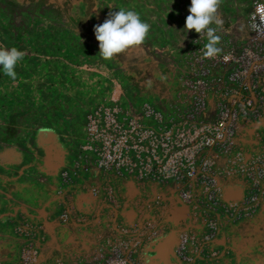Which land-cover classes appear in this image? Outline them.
<instances>
[{"label": "rangeland", "instance_id": "374dc122", "mask_svg": "<svg viewBox=\"0 0 264 264\" xmlns=\"http://www.w3.org/2000/svg\"><path fill=\"white\" fill-rule=\"evenodd\" d=\"M256 1L223 0L205 58L191 0H117L150 32L114 62L107 7L74 24L55 0H0V46L24 53L16 80L0 70V264H264Z\"/></svg>", "mask_w": 264, "mask_h": 264}, {"label": "clouds", "instance_id": "9594fccd", "mask_svg": "<svg viewBox=\"0 0 264 264\" xmlns=\"http://www.w3.org/2000/svg\"><path fill=\"white\" fill-rule=\"evenodd\" d=\"M222 3L223 0H191L188 9L190 14L186 17L183 34L186 35L188 31L194 30L200 37L206 36L207 42L203 53L205 58H215L222 52V48L218 46L221 43V36L216 34L218 27L223 23L219 12ZM107 7L113 6L109 4ZM258 11L259 30L264 26V8ZM149 32L150 25L141 19L139 13L124 8L109 12L108 18L94 27L95 38L99 42V55L108 61L115 60L130 49L143 45ZM23 58L24 53L16 47L7 49L0 46V66H2L0 70L6 77L16 80V68L22 63Z\"/></svg>", "mask_w": 264, "mask_h": 264}, {"label": "trees", "instance_id": "16d2710c", "mask_svg": "<svg viewBox=\"0 0 264 264\" xmlns=\"http://www.w3.org/2000/svg\"><path fill=\"white\" fill-rule=\"evenodd\" d=\"M59 6L61 7L62 11L64 12V16L66 18H68L69 20H73L74 24H76V22L80 21V18H78L77 16L79 15V8L81 5H84L86 8L85 13H88L89 10V6L91 3H99V5L101 7L105 6L107 7V5L113 3L114 4V10L113 11H118L117 10V0H55ZM77 7L76 11H72L71 8H75ZM107 13L109 14V9L107 7ZM106 14V11H105ZM87 26H89V23L87 24ZM84 27V26H83ZM86 28V25H85ZM84 32H86V30H83ZM87 35V34H85ZM83 38V37H82ZM87 41L85 42L84 40H82L79 37V41L77 43H74V45L76 46V48L82 52L85 53L87 50V46L93 47L95 45L94 41L90 39V37L87 36ZM116 61V59L114 60V62ZM19 87V86H17ZM26 84L23 83L22 86H20V88H22L21 90H23L24 88H26Z\"/></svg>", "mask_w": 264, "mask_h": 264}, {"label": "built area", "instance_id": "2783aa9c", "mask_svg": "<svg viewBox=\"0 0 264 264\" xmlns=\"http://www.w3.org/2000/svg\"><path fill=\"white\" fill-rule=\"evenodd\" d=\"M260 8H264V0H257L254 4L253 27H254V32H255L257 39L264 42V26H261L259 30L257 28V26L260 24V13L258 11V9ZM223 63L225 65L230 64L231 57L229 55H225L223 57ZM248 88H249V84L247 83L246 85H244V89L248 90ZM243 98H244L243 100H244L245 107H249L253 104L252 99H251L252 96L248 94H244Z\"/></svg>", "mask_w": 264, "mask_h": 264}, {"label": "crops", "instance_id": "0c3cea01", "mask_svg": "<svg viewBox=\"0 0 264 264\" xmlns=\"http://www.w3.org/2000/svg\"><path fill=\"white\" fill-rule=\"evenodd\" d=\"M230 85H233V82H232V80H230V83H229Z\"/></svg>", "mask_w": 264, "mask_h": 264}]
</instances>
